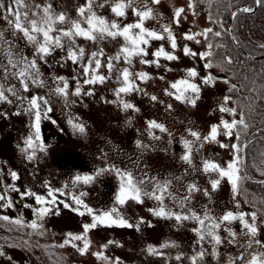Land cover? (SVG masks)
<instances>
[{"label":"rangeland","instance_id":"obj_1","mask_svg":"<svg viewBox=\"0 0 264 264\" xmlns=\"http://www.w3.org/2000/svg\"><path fill=\"white\" fill-rule=\"evenodd\" d=\"M95 2L100 5L104 4L105 0ZM188 2L189 0H160L159 4H152L151 0H145L153 9V15L144 21V26L154 30L158 28L159 32H163V26L170 27L177 35L178 49V34H185L188 31L199 33L210 28V16L204 5H198L194 1V15L193 10L187 7ZM5 3H11V0H5ZM26 3L29 7L21 11H28L30 18H35L31 16L33 10H39L36 9V5L41 8L51 5L52 10L58 11L59 8L60 13L63 11L64 14L73 10L71 15L75 17L67 16L62 25L67 30L71 28L72 20L80 19L77 9L83 6L86 0H81L80 3L73 0H26ZM111 6L112 3L105 6L103 17L119 23V18L111 12ZM92 7L97 13V7L95 5ZM181 7L185 12L177 26L173 23L171 15L167 17V12L172 14L175 9ZM99 13L100 10L98 15H101ZM113 16L114 19H110ZM134 19L136 20L125 19L121 25L134 23L138 17ZM12 31L3 16H0V33L4 34L3 38H0V85L15 88V92L5 93L6 100L0 101V195L5 196L4 200H0V215L9 218L4 229L7 233L0 242V264H45L46 261L39 249L42 244H64L69 233H81L82 224L91 223V216L87 214L80 216L74 211L79 207L73 200L74 196L97 211H107L116 207L134 227L98 225L87 234L90 242L87 253L81 255L72 244H64L55 253H49V257L58 264H192L191 258L198 256L201 251L204 255L197 259V264H247L252 254L264 253V246H261L264 245V207L255 201L245 186V177H248V173L245 171V165L243 166L242 149L246 142L241 144L236 142L235 128L229 138L224 134L222 126L218 129L216 141L203 140L211 127L220 125L221 120L228 122L238 120L239 108H236L233 99L230 98L227 104L224 103V98L229 97L227 86L234 84L232 80L230 85L225 82L231 78L230 73L225 72L220 66L219 75L211 72L202 73L204 65L201 64L200 58L188 57L183 52L185 45L197 52L196 46L190 40L183 39L179 51L191 62L185 59L180 65L175 60L161 58L160 68L165 72L167 69L180 70L187 76L185 70L190 69L192 65V68L201 75V77L197 75L194 80L201 88L195 106L180 102L176 108L177 113L181 115H176V112L170 113L169 118L177 119L180 123L177 130L173 131V128L167 126L168 123H164L165 118L162 117L160 105L155 108V119L154 117L144 119L132 108L123 107V103H128L125 99L115 96L113 97L116 99L111 98L110 91V95L106 92L107 87L94 84L88 87L83 81H79L76 85L80 88L79 95L75 94L77 87L73 90L69 88L70 86L66 90V95L57 93L56 77L65 79V75L70 73L62 69L67 59L59 56V53L65 54L61 48L54 50L59 51L56 55L52 53L46 57V62H50L51 67L47 66L45 61L37 60L39 83L34 84L28 80L29 87L25 91L20 81L13 77L15 69L8 66L6 54L11 51L12 59L18 66H22L25 57L34 58L35 48L22 37V34L12 35ZM77 38L84 41L77 49L83 48L86 57L91 56L92 52L102 50L100 44L83 37ZM197 38L202 40L201 36ZM103 42L111 44L105 49L104 55L107 59L118 53L120 46L114 40L108 38ZM160 46L166 51L171 50L165 38L152 41L149 53ZM184 55L178 54V57ZM56 66L58 72L53 73L55 75L51 77L49 70H55ZM207 76H212L213 80L209 84H203L202 78ZM155 86L156 91L162 93L167 83L164 78L156 75ZM186 95L192 94L189 92ZM32 97L40 98L39 141L35 140V110H29ZM45 100L47 104L44 103ZM221 106L234 109L235 115L220 112ZM46 108L51 109L47 116L44 115ZM151 121L163 125L165 131L150 128ZM73 125H82L84 131L80 132ZM191 131L198 132L201 139L197 140L191 136ZM30 136L34 140V149L28 148L25 143ZM185 141L191 144L190 163L182 158L187 150L183 147V150L177 148L184 146ZM41 143L43 150L40 148ZM221 144L227 147H221ZM233 145L239 148V152H236ZM29 156H32V159H29ZM236 156L239 157L237 167L241 179L237 191L233 193L227 178L220 179L216 172L203 171V162L212 159L226 167ZM101 169L104 171L101 172ZM261 169L264 170V165ZM117 170L132 174L141 189L142 202L132 199L124 205L116 202L120 186ZM12 172L16 173V179H13ZM77 175H91L94 179L87 184L83 181L75 182ZM217 179H220V183L213 190L212 181ZM164 184H167V190L163 193L161 202L154 199L151 194L156 192L160 195L157 185ZM191 185H195L196 190L189 191ZM49 188L58 189L64 195L57 192V204L53 211L38 220L34 209L41 205L36 204L34 196L26 195L22 198L21 194L33 192L51 199L47 196ZM9 201L11 207L7 206ZM65 203L69 207H65ZM160 207L171 213L189 216L193 212L200 217L207 213L214 219L228 211L234 214L247 213L245 220L249 224L253 223L251 213H256L257 234L254 237L245 235L247 230L237 219L222 224L216 230V234L221 238V243L216 245L207 234L203 240L200 239L197 229L201 226L198 220L189 218L177 221L174 216L154 215L151 210H159ZM16 220H20L21 223H15ZM34 221L41 227L31 228L29 225ZM228 229L236 233V239L232 243L229 242L232 237ZM256 240L261 243L256 244ZM74 243L81 245L80 241ZM102 245L106 247L102 248ZM149 246L155 248V254L148 251ZM97 252H102L107 259H98L94 255ZM239 256H243V260L236 259Z\"/></svg>","mask_w":264,"mask_h":264},{"label":"snow or ice","instance_id":"obj_2","mask_svg":"<svg viewBox=\"0 0 264 264\" xmlns=\"http://www.w3.org/2000/svg\"><path fill=\"white\" fill-rule=\"evenodd\" d=\"M107 3L108 0H105ZM94 0H86V3L83 6L78 7L77 12L80 17L79 20L71 21V28L65 30L62 25L65 23L66 14L57 13L52 10L51 5H46L41 8V6L36 5V9L39 11L33 10L31 12V16L35 18H30L28 11H21L22 9L28 8L29 5L26 3V0H11V3H5V0H0V16L7 21L8 25L12 28V35L16 33L22 34V37L27 40L30 44H32L35 48L33 53V59L24 58L22 66H18V63L12 59V53L9 51L7 55L8 66L15 69V72L12 74L14 78L18 79L20 83L23 85L24 90H28V80H31L32 83H39V69L37 67V60L45 61L46 57L51 55L52 52L56 48L67 49V58L70 59L74 64L83 60L85 52L83 48H79L76 50L74 48V38L79 36L83 37L88 41H92L94 43H100L108 38L112 40H117L118 37L123 39V43L120 44L119 51L114 57H109L105 64L102 65L101 57L103 56V51L100 52H92L90 58L88 59L87 65L83 67V75L88 77L85 80L86 84H95L97 81L103 82L108 77L104 75H100L99 71L103 66H106L109 73H113L115 71L114 63L119 62L121 58H123L124 62L129 66L132 64V59L134 57H140V64L145 66L155 65L159 68L160 60L163 58L164 60L172 61L178 60V57L174 55V51L177 49V38L174 35L172 29L168 26H163V32H159L154 29H149L144 26V21L152 18L153 9L145 3V0H112L111 12L115 14L117 17H125L126 9L131 8L134 15L138 17V20L134 23L126 24L122 26L120 23H117L114 20H109L103 17L102 15H98L93 10ZM152 4H159L160 0H151ZM255 3L260 6H264V0H255ZM105 5L100 4L99 7L103 8ZM188 9L193 10V14L195 15V3L194 0H189ZM253 9L251 7H240L239 12L248 13ZM185 12L183 7L175 9L171 14V19L174 24L179 26L180 18L182 14ZM87 13V15H86ZM236 13H233L235 16ZM57 25H61V27H57ZM83 25H86L84 27ZM138 30V31H134ZM56 35H53V33ZM212 33V29H205L203 32L193 33L188 31L184 34L183 39L185 40H194L196 43H200L199 40L196 39L197 36H203L205 39L208 38V34ZM166 34V36H165ZM3 33H0V38H3ZM214 36H221L220 32L213 33ZM167 39L172 51H166L163 46L158 47L154 52L151 53V59H146L150 55L148 49L151 46L152 41H159ZM67 41V42H65ZM7 43V41H5ZM119 43V41H117ZM264 48V45L260 46ZM208 48L211 49L212 45L209 44ZM183 52L186 56L196 57L199 56L201 59H205L206 57L211 55V52L198 53L192 51L186 45L183 47ZM228 63H231L229 60ZM207 67H211V65H207ZM171 71V69H168ZM187 78H181L178 81L171 83V89H174V92H169L167 89L166 94L173 96L176 100L181 102L190 103L193 107L196 104V100L199 99V94L201 91L200 85L194 82L198 73L195 68L186 69ZM133 73L129 71V68H124L120 75L117 77L118 82L121 83V87L116 90V95L119 97L121 93H130L134 90H138L136 84L134 83ZM135 78L141 81L148 79V73L146 72H138L135 73ZM163 79V77H161ZM213 80L212 76H207L202 78L203 84H209ZM58 82H63L62 86L58 83L55 91L61 95L67 94L68 84L64 82L63 77L57 78ZM226 82V81H225ZM6 92H15L14 87H5L4 85H0V101H4L7 99L5 93ZM191 93V96L186 95V93ZM76 95L80 94V88L77 86ZM91 95V93H89ZM38 97H32L30 100V111H34L35 117V140L39 141L41 139L40 136V120H41V111L40 104L38 103ZM151 99L155 101L157 99L156 96H152ZM230 97L224 98V103L227 104ZM47 104V101H44ZM123 107L125 109L132 108L133 105L130 103H123ZM168 108L171 109V105H168ZM220 112H229L232 115H235L234 109H228L224 106L219 108ZM50 108H46L44 110V115L47 116V112H50ZM71 123V121H70ZM238 125L245 126V121L243 117L239 120H233L231 122L221 120L220 125H213L203 140L206 142L216 141L218 135V129L220 126L223 127L224 134L231 138L232 130L236 128ZM75 128H78L80 132L84 131V127L82 125H73ZM150 128H159L161 131H165L163 125L156 123L155 121H151L149 123ZM191 136L195 137L197 140H200L201 137L198 132L191 131ZM28 148H35L33 137H29L25 141ZM185 149L186 154L182 157L184 161L191 162L190 153H191V144L188 141H185ZM221 147H227V145L221 144ZM235 148L236 152H239V148H236L235 145L232 146ZM41 150H43V144L40 145ZM32 159V156L28 157ZM239 162V157L236 156L233 160L227 163V166H223L222 163L218 161H213L212 159L205 160L203 162V171L205 173L212 171L216 172L220 179L227 178L230 182L232 191L235 193L238 189V183L241 179L239 176V168L237 167V163ZM101 172L104 170L101 169ZM99 174V173H98ZM13 179H16V173H11ZM117 175L120 177V186H119V194L116 196V202L119 205H124L129 199L135 200L136 202L141 201V189L137 186V182L134 180L131 173H124L117 170ZM94 179L91 175L79 176L75 177V182L83 181L85 184L90 183ZM220 179L212 181V189L215 190L220 183ZM143 181H141L142 183ZM157 189L160 192V195H157L156 192H153L151 195L154 199L161 201L163 200V193L167 190V184L157 185ZM196 190L195 185H191L189 187V191ZM18 191V190H17ZM59 192L60 195H64V193L58 189L49 188L47 192V196L51 199H46L44 196L33 193L26 192L22 193L21 197L23 198L26 195L34 196L35 202L37 205H41V207L34 209V212L37 215L38 220L45 217L49 212L53 211L57 204V196L56 193ZM84 195V193H81ZM5 196L0 195V200H4ZM73 200L76 205L79 207L75 208L80 216L89 215L91 216V223H83L82 229L83 231L79 234L69 233L68 237L64 240V244H72L76 247L77 251L80 252L81 255L87 253L90 242L88 240V233L97 228L98 225L103 226H118V227H127L132 228L134 225L129 223L117 210L116 207H112L107 211H97L92 207H89L85 204L79 197H73ZM63 203V201H61ZM8 207H11V202L9 201L7 204ZM65 207H69L68 204H64ZM27 207V205H26ZM83 209V210H81ZM154 215L160 217H171L174 216L177 221H181L184 219H196L198 220L201 228L197 229L198 235L201 240L205 238V234L211 237V240L219 245L221 243V238L216 234V230L221 227L222 224L228 222H232L234 220H239L243 225V228L247 231L245 235L250 237H254L257 234V227L255 225L256 213H251V217L253 223L249 224L245 220V215L247 213H238L234 214L232 211H228L223 214L219 218H212L207 213L203 216H197L196 213H191L189 215H182L179 213H171L166 211L163 207H160L159 210H151ZM0 219L8 220V217H0ZM206 221L208 222L206 224ZM15 223L20 224V220H16ZM33 229H38L41 227L37 222H32L29 225ZM138 227V226H137ZM206 230V232H205ZM229 235L232 237V240L229 242L232 243L236 239V233L228 229ZM80 241L81 245H77L74 242ZM112 243V241H109ZM256 244H260L259 240L255 241ZM64 244L60 246L63 247ZM264 246V245H261ZM106 247V245L101 246ZM249 247H251V241L249 242ZM148 251L150 253L155 254L156 250L152 246H149ZM98 259L106 260L107 257L103 256L102 252H97L94 254ZM204 252L201 251L198 253V256H193L192 264H197V259L202 258ZM179 259V257H178ZM236 259L243 260V256H239ZM247 264H264V253H255L251 255L250 260H248Z\"/></svg>","mask_w":264,"mask_h":264},{"label":"trees","instance_id":"obj_3","mask_svg":"<svg viewBox=\"0 0 264 264\" xmlns=\"http://www.w3.org/2000/svg\"><path fill=\"white\" fill-rule=\"evenodd\" d=\"M194 1L203 4L210 16L211 55L218 57L219 66L234 80L229 93L239 108L237 121L243 117L246 125L235 128L236 142L246 141L244 153L248 177H245V186L255 201L264 207V170L261 169L264 165V48L260 47L264 45V6L255 8L254 0ZM244 6L253 10L235 12L230 34L228 21L231 11ZM215 32H220L221 36L212 35ZM6 223L7 220L0 219V242L7 233L4 230ZM60 245L46 243L40 246L45 264H58L49 257V253H55Z\"/></svg>","mask_w":264,"mask_h":264},{"label":"flooded vegetation","instance_id":"obj_4","mask_svg":"<svg viewBox=\"0 0 264 264\" xmlns=\"http://www.w3.org/2000/svg\"><path fill=\"white\" fill-rule=\"evenodd\" d=\"M73 1L80 3L81 0H73ZM108 3H112V0H108L107 3L104 2V5L106 6ZM196 4L203 5V4H199V3H196ZM93 5H95L97 7V14H98L99 10H100L99 14H101L102 16L105 14V6L103 8L99 7V5L95 2V0H94ZM53 11H55V9ZM125 11H126L125 17H123L122 19H121V17H118L120 24L123 23L125 21V19L136 20V19H134V18H136V16L134 15L131 8H127ZM55 12L60 13L59 8H58V11H55ZM71 12H73V10L67 11V13H65L66 18H67V16H70L71 18L75 17V16L71 15ZM61 13H63V11H61ZM170 15H171V13L169 14L167 12L168 18L170 17ZM108 17H109V15H108ZM110 19H114V16L110 17ZM57 27H61V25H57ZM157 30H159V29L157 28ZM53 35H56V33L54 32ZM174 35L177 37L176 34H174ZM183 36H184V34H178L179 48L176 49V54H175L177 57H178V54L184 55L182 52L179 51L181 49V44L183 42L182 41ZM201 37H202V40L198 39L196 37V39L199 40L200 43H196L194 40H191L190 42L196 46V50L198 53H205V52H209V51L212 53V48L211 49L208 48V45L211 44V39L209 37V34H208L207 39H205L203 36H201ZM117 41H119V43H117ZM65 42H67V41H65ZM114 42L117 43L118 46H120V44L123 43V39L117 38V40H114ZM83 43H84L83 40H79V38H77V37L74 38V48L76 50H78L77 48L81 47ZM97 44H100V46L102 47L103 56L101 57V62H102V65H104L106 60H107V58L104 55V53L106 51L105 49H107L106 46L111 45V44L103 42V41L100 43H97ZM63 50L64 51H62V52H64L65 54L59 53V56L62 59H67V62L63 65L62 69L64 72H67V73L70 71V73L68 75L67 74L65 75L64 81L67 82L68 86H70L69 88L74 90L77 87L76 85L78 84L79 81H83L85 83V80L88 78V77H85L83 75V67L85 65H87L88 59L90 58V56L86 57V54H85L83 60L74 64L70 59L67 58V49L65 48ZM169 51H171V50H169ZM56 52H59V51L56 50V51L52 52L53 55H56ZM114 56L115 55H111V57H114ZM188 57H190V56H188ZM145 58L151 59L152 58L151 54ZM185 59L186 58L184 55V56H179L178 60H175V61L178 62L180 65H182L181 63L183 61H185ZM139 60H140V57L133 58L132 64H131V66H129L127 63L124 62L123 58H121V60L119 62L114 63L115 71L113 73H109L107 67L103 66L100 69L99 74L104 75L108 78L105 79V81H103V82L97 81L94 85L107 87L108 90H106V92L109 95L111 93V96H112L111 98L116 99L113 96L118 98V96L116 95V90L122 86L121 83L118 82L117 77L120 75V72H122V70L124 68H129V71L131 73H133L132 79H133L134 83L136 84L138 90H134L130 93H121L119 97L125 99L128 103L132 104L133 105L132 109L134 111H136L144 119H150L153 117L155 119L156 118L155 108L157 105H160L161 110H162V117L165 118L164 123L165 124L168 123L167 126L169 128H173V131L177 130L178 125L180 124L179 121L177 119L172 120L169 117H170L171 112H173V113L176 112V115H181V113H177L178 110L176 108V105H180L181 101L176 100L173 96L167 95L165 90L167 89L169 92H174L175 90L171 89V87H170L171 83L178 81L181 78H185L187 76H185L183 73H181L180 70L168 71V69H167V72H165L160 67L157 68L155 65L145 66V65L140 64ZM186 61H190V60L186 59ZM200 62H201V64L204 65V71L202 73H207V72L210 73L211 72L215 75H219L220 67H219V63H218L219 61H218L217 56L214 57L213 55H210V56L206 57L205 59L200 58ZM46 64H47V66L51 67L50 62H46ZM209 64L211 65V67H207V65H209ZM137 65H138V67L136 68ZM190 68H192V65H190ZM141 71L148 73V79L147 80L141 81V80H138L135 78V73H138ZM159 71L163 72V74H161V72H159ZM57 72H58V68L56 66L55 70H53V69L49 70V75L51 77H53ZM53 73H55V74H53ZM156 75L159 77H163L167 83V87H165V89L163 88L162 93H161V91H156L157 90L156 86H155ZM177 76H179L181 78H177ZM198 76L201 77V75H199V74H198ZM58 77H60V76H57L56 78H58ZM74 78H76V80ZM231 80L234 81L233 79L230 78L226 81V84L230 85L232 83ZM56 83H57L56 86H58V83L60 85L62 84V82H58L57 79H56ZM87 85H88V87L90 86V84H87ZM99 86H97V87H99ZM93 87H95V86H93ZM230 88H232V87L227 86V95L232 99V93L231 94L229 93ZM158 90H161V88H158ZM109 91H110V93H109ZM152 96H156L157 99L155 101H153L151 99ZM168 105H171V109L168 108ZM182 147L185 148V146H178L177 148H181L179 150H183ZM201 152H202V149H201Z\"/></svg>","mask_w":264,"mask_h":264},{"label":"water","instance_id":"obj_5","mask_svg":"<svg viewBox=\"0 0 264 264\" xmlns=\"http://www.w3.org/2000/svg\"><path fill=\"white\" fill-rule=\"evenodd\" d=\"M255 2V0H254ZM257 7V4L255 3V8ZM239 11V8H236L234 10L231 11V14H230V18H229V21H228V29H229V32L231 34V23H232V18H233V13ZM232 37V36H231ZM245 147V146H244ZM243 147L242 149V160H243V166L245 165V148ZM201 149H202V144L199 145V155H201Z\"/></svg>","mask_w":264,"mask_h":264}]
</instances>
